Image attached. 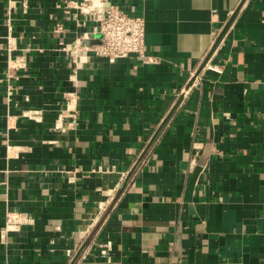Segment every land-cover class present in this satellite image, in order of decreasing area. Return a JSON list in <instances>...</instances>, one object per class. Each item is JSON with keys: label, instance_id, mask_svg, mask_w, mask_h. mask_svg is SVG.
<instances>
[{"label": "crops", "instance_id": "1", "mask_svg": "<svg viewBox=\"0 0 264 264\" xmlns=\"http://www.w3.org/2000/svg\"><path fill=\"white\" fill-rule=\"evenodd\" d=\"M66 1L0 0V264H264V0H106L151 60L76 70Z\"/></svg>", "mask_w": 264, "mask_h": 264}, {"label": "built area", "instance_id": "2", "mask_svg": "<svg viewBox=\"0 0 264 264\" xmlns=\"http://www.w3.org/2000/svg\"><path fill=\"white\" fill-rule=\"evenodd\" d=\"M246 2L247 0H242L241 6L245 5ZM70 8H74L81 13L92 14L95 19V25L91 31L82 33L64 48L69 51V57L74 63L75 70L81 67L85 59L89 57L88 54L105 57L111 61L133 57L142 63L150 62L151 57L147 53L144 39L145 18L143 16L128 13L117 4L106 0H67L64 11L67 13ZM5 25L7 29L8 59L10 62L9 53L15 48V45L13 44L14 37L11 35L12 26L9 14ZM9 66H13L16 69L25 68V55H17ZM203 69H216V67L206 61L202 66ZM6 76L10 77L12 74L7 72ZM192 78V81L182 90V93H185L190 87L199 82V73L194 74ZM75 103V95H69L68 104L74 105ZM25 115L30 119H41L37 110H27ZM29 223H33V219L27 216L26 213L6 209L4 226L0 231L1 236H5L8 232L19 231L23 225Z\"/></svg>", "mask_w": 264, "mask_h": 264}]
</instances>
